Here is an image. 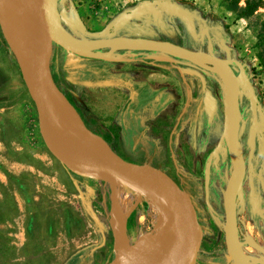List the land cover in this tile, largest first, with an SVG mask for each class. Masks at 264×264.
Instances as JSON below:
<instances>
[{
    "label": "rangeland",
    "instance_id": "1",
    "mask_svg": "<svg viewBox=\"0 0 264 264\" xmlns=\"http://www.w3.org/2000/svg\"><path fill=\"white\" fill-rule=\"evenodd\" d=\"M145 1L152 3L154 12L129 20L112 34V25L119 16ZM247 1L251 5L257 0H58L62 15L57 18V27L71 40L144 38L230 62L235 76L231 111L245 173L238 202V233L241 241L256 244L261 253L248 242L239 246L248 261L264 264V37L257 46L264 30V0H259L254 11L244 12ZM181 14L189 16L190 25ZM0 50L10 69L15 67L12 75L15 72L16 78L13 81L6 68L1 72L5 79L0 82V264H104L109 261L110 250L115 254L117 238L122 239L123 252L157 234L160 224L149 219L154 198L144 197V186L124 184L107 175L76 177L48 153L38 133L34 105L11 54L16 58L15 52L1 25ZM104 53L107 51L92 55ZM112 58L124 62L77 58L52 45L49 83L60 95L59 124L64 129L77 124L123 161L136 162L129 157L134 154L130 147H135L136 141L129 134V143L125 140L127 128L134 132L139 124L164 122L158 113L160 108L161 113L167 112L170 105L167 99L163 101L168 82L173 86L169 101H175V111L166 120L171 123L188 89L187 108L194 129L189 131L183 147L174 151L175 165L183 172L196 173L198 185L203 187L201 200L188 183L189 194L197 200L203 230L198 256L221 250L228 259L222 236L221 198L231 172V144L222 125L219 70L202 62H176L171 63L172 70L164 72L150 66L154 62L149 61L157 59L155 55L143 52H113ZM174 67L181 72L187 89L180 84ZM77 72L80 83L99 85L78 86L79 93L85 91L79 101L67 92L68 81H78ZM110 80L118 81L120 87H108ZM64 113L75 122L66 120ZM189 121L188 116L185 123ZM183 131L175 142L182 138ZM58 133L63 142L61 131ZM220 139L221 145L214 152ZM170 164L158 166L170 170L174 177ZM123 196L129 202L120 212ZM10 243L15 251L5 252Z\"/></svg>",
    "mask_w": 264,
    "mask_h": 264
},
{
    "label": "water",
    "instance_id": "2",
    "mask_svg": "<svg viewBox=\"0 0 264 264\" xmlns=\"http://www.w3.org/2000/svg\"><path fill=\"white\" fill-rule=\"evenodd\" d=\"M30 3L34 10V18L25 50L27 59L19 63L11 50L10 52L16 61L26 92L34 105L38 133L48 153L76 177L92 179L100 175H109L125 184L138 181L137 183H141L142 186L158 190L171 203V216L162 232L139 240L127 247L121 254H114L112 259L104 264H184L188 258L191 259L189 264H193L201 238V230L197 222L195 207L189 196L161 171L146 165L123 161L105 148L99 140L102 144L100 148L80 147L75 151L68 149L60 142L47 119L45 91L50 82L49 60L52 45L83 59L93 58L108 62L118 61L112 58V53L117 51L154 52L186 62L208 63L219 70L222 79V125L231 144V174L224 192V245L232 264H247L238 254L235 245L236 199L243 176L244 163L238 142L237 124L231 111L235 76L229 67L230 62L204 53L189 51L169 42L144 38L119 36L71 40L62 35L57 27V18L62 15L58 11V0H30ZM152 12L154 9L151 2H141L136 9L119 16L112 25V34L120 30L129 20ZM181 16L190 25L189 16L185 14ZM103 50L107 53L100 56L92 55L94 52ZM76 126L81 132L95 139L83 128L77 124ZM221 142L222 139L219 140L214 152L220 147Z\"/></svg>",
    "mask_w": 264,
    "mask_h": 264
},
{
    "label": "bare ground",
    "instance_id": "3",
    "mask_svg": "<svg viewBox=\"0 0 264 264\" xmlns=\"http://www.w3.org/2000/svg\"><path fill=\"white\" fill-rule=\"evenodd\" d=\"M33 18H34V10L31 7L30 0H1L0 25L2 26V29L5 34V38L7 42L10 44L13 51L15 52L16 59L19 63L20 61L23 62L27 59V54L25 53V50L31 32ZM45 94L47 98L48 123L53 128L60 142L65 147H67L72 151H75L80 147H84L87 149H97L101 147V145L98 144L96 139H93L92 137L83 136L85 134L82 135L74 123L71 124L72 125L71 127H66L67 129H64L63 125L62 124L60 125L59 121L57 120L58 114L60 112V103H59L60 95L55 94V90L50 85V83H48V85L46 86ZM64 116L66 117V118L64 117L66 120H70V119H72L73 121L75 120L70 117L69 113L66 114L64 113ZM65 124H67V122H65ZM59 131H61V134L63 136L64 139L63 142L61 141L62 139L59 137V133H58ZM89 140H93L94 144L90 143ZM134 182L135 181H133V183ZM144 188H145L143 189L145 192L144 197L154 198V200L151 201L150 204H153L155 207L151 212L149 219H151L154 224L156 223L160 224L161 227H160V231L158 232L160 233L165 229L167 222L170 219L171 203L158 190L151 188L149 186L146 187L144 186ZM128 202L129 199L127 201L126 197L123 196L121 198V201L119 202L120 207H118L121 210L120 212H122L123 210L125 211ZM121 241H122L121 238L116 239V246L114 249L115 255H119L122 253ZM189 263H191L190 258L186 259V261L184 262V264H189Z\"/></svg>",
    "mask_w": 264,
    "mask_h": 264
},
{
    "label": "flooded vegetation",
    "instance_id": "4",
    "mask_svg": "<svg viewBox=\"0 0 264 264\" xmlns=\"http://www.w3.org/2000/svg\"><path fill=\"white\" fill-rule=\"evenodd\" d=\"M117 52L136 53V52H126V51H117ZM140 53H142V52H140ZM143 53L150 54L151 52H143ZM150 55H153V54H150ZM93 60H95V59H93ZM176 60H178V59H175L174 61L173 60L160 61V60H157V59L153 58L149 62H154V65H150L151 67L157 68V69L162 70L164 72H169L170 70H172L171 69V67H173L172 64H175L176 62L177 63H190V62H186V61H182V60H179V61H176ZM108 62H114V63H121L122 62L123 63L124 61L119 60V61H108ZM127 64H129V63H127ZM131 64H137V63H131ZM206 64H208V63H206ZM159 65L165 66L167 69L166 68H160ZM229 67H230V65H229ZM174 72L177 73V75L179 77V82L184 87V90H185V88L187 89V85L185 84L184 79H183V76H182L181 72L179 71V69L178 68H175ZM80 82L81 81H74V82H69L68 81V84L67 85H69V84L70 85H74L77 88H78V86L79 87H84V88L85 87H96V86H99L98 84L93 83V82H91V83L94 84V86H81V84H83V83H80ZM117 84H119L118 81H116V80H110L108 87H110V88L111 87H116V88L120 87V85H117ZM165 87H167V89H165V92H164L165 95L163 96V98H164L163 101L167 99L168 102H170V105H169V108H168L167 112L161 113L162 108H160L159 113H158L160 115L159 118L164 119V122H162L160 124L159 123H156L155 124L153 122H148L147 124H143V125H140L139 124V126L136 127V129L134 130V132H132L133 131L132 129L127 128V132H126V135H125V140L127 139V142H128L129 141V137L130 136H133L134 139H135V141H136V143H137L138 140H141V138H145L147 147L151 148L150 149V156L148 155L149 156V159H151L152 155L155 154L156 151H158L162 156L165 155V154H167V162H170L171 163L170 164V167L172 168L171 171H172L173 176H174V177H171L170 176V178L172 180L175 178L174 179V182L178 186V184H177V174H180L185 179H187V178L183 175V173L175 165L174 151L177 148H179V147H183V144L185 143V138L187 137L189 131L191 133L193 132V129H194V119H193L192 114L189 112V110L187 108L189 106L188 105V102H189V99H190V93H189V91L187 89V90H185L186 97H185V100H184V104L180 108L179 112L176 114L177 115L176 118L172 119L171 120V123L166 122V120L170 116H172L171 114L175 111V108H174L175 101L174 102L169 101L170 91L172 90V87L173 86L170 85L169 82H168V83H166V86ZM67 92L70 95H72L73 97H76L75 99L79 101V96L77 95V92L78 91H76V93H74L67 86ZM162 104H163V102H162ZM188 116L190 117V121L187 124V123H185V119ZM181 130L182 131L184 130L182 132V138L180 136L178 142H175V138H176V136L179 134V132ZM128 134L130 135L129 137H128ZM155 143H157V145ZM134 145H135V147H130V150H131V148H133V151H134V154L133 155L140 153V149H141L136 144H134ZM130 156H132V155H130ZM141 159H143V160L146 161V158L144 156H140V158L138 159V161H140ZM161 165L164 166L163 164H161ZM162 166H160V167H162ZM188 183H189V181L187 179V185H188ZM188 188H189V186H188ZM188 193H189V191H188ZM190 199H191V196H190ZM236 217H237V214H236ZM223 225H224V218H223ZM235 226H236V220H235ZM223 243H224V238H223ZM224 248H225V245H224ZM225 252H226V250H225ZM231 264H232V262H231Z\"/></svg>",
    "mask_w": 264,
    "mask_h": 264
},
{
    "label": "crops",
    "instance_id": "5",
    "mask_svg": "<svg viewBox=\"0 0 264 264\" xmlns=\"http://www.w3.org/2000/svg\"><path fill=\"white\" fill-rule=\"evenodd\" d=\"M5 68H6L7 72H8V74H10V72H11L12 79H13V81H15L16 80V78H15V72L12 75V71H13V69L15 71V67L13 69H10L11 68L10 63H8V60H7L6 56L1 54V50H0V82H3L4 81L3 79H5V76H3V74L1 73L2 71H4ZM76 77H78L77 80L79 81V79H80V73L79 72L76 73ZM130 83H131V81H130ZM67 86L74 93H76V91H78V88L75 87L74 85H70L69 84ZM111 88H116V87H111ZM172 92H173V90H172ZM174 93H175V91H174ZM77 95L81 98L82 96H85V91L82 92V93L77 92ZM89 100H91V99H89ZM136 145L141 148L140 149V153L135 154L133 156H130L129 155L130 159L135 160L136 162H134V161H126V162L132 163V164H136V165H146V166L152 167V168H154L156 170L161 171L162 173H164L166 176H168L170 178V176H171L170 170L163 169L162 167H159L158 166L159 164H163V165L166 164V162H167V154H165L166 156L165 155L162 156L158 151H156V153L152 155L151 159H149L150 149L151 148L147 147L145 138H141V140H138V142L136 143ZM140 156H144L146 158V161L148 160L147 163L144 162L143 159H141L140 161H138V159L140 158ZM179 170H180V168H179ZM180 171L188 179L189 184L193 188H195V191H196L195 196H196V198H199V199L203 200V187L201 188V186L198 185V182H197L198 175L196 173H193V172L187 171V170H184V172L182 170H180ZM230 174H231V172H230ZM230 174H229L228 178L225 181L224 188H223V192H222L221 204H222L223 213H224V192H225V187H226L227 181H228V179L230 177ZM244 174L245 173L243 171V176H242V179H241V184H240L239 190H238V196H237V199H236V214H237V217H236V226H235V239H236L235 240V245H236V249H237L238 254L240 255V257L243 258V260L247 264H259V263H252V262L248 261V259H246V256L245 255H244L245 256V258H244L243 255L240 252V246H239L243 242H248L246 239L245 240H242V241H241V239H239L238 224H237L238 223L237 221L239 220V215H238V202H239V200L242 197V192L241 191H242V186H243V183H244ZM190 180H191V183H190ZM206 188H208V183L207 182L205 183V189ZM206 192H207V190H206ZM191 201L194 204L195 211H196V216H197V222H198L199 227H200V230H201V238H200V242H201L202 241V236H203V230H202V227H201L200 222H199V211H198V208L199 207L196 205V203H197L196 201L197 200L194 199V196H191ZM200 211H203V209L200 208ZM223 217H224V214H223ZM222 236H223V227H222ZM200 242H199V246H198L197 252L195 254V259H194L193 264H229V260H228L229 258L227 259L226 256L223 254V252L221 250H218L217 253L214 254V255L198 256V251H199V248H200ZM249 244L255 246L256 249L259 250V253H261V251H260L261 249L256 244H251V243H249ZM8 245H9V247L7 248V250L5 252H9L10 250L15 251L16 247H15L14 244H13L12 248L10 246L11 243L8 244ZM113 254H114L113 250H110V258H109V261L112 259Z\"/></svg>",
    "mask_w": 264,
    "mask_h": 264
},
{
    "label": "trees",
    "instance_id": "6",
    "mask_svg": "<svg viewBox=\"0 0 264 264\" xmlns=\"http://www.w3.org/2000/svg\"><path fill=\"white\" fill-rule=\"evenodd\" d=\"M259 6V0L256 1V3H253V4H249L248 1L246 2L245 4V8L243 9L244 12H252L254 11L257 7ZM263 28H264V23L262 24ZM264 37V30L262 32V34H260L258 36V39H257V46H259L261 43H262V38ZM150 54H153L157 57V60H160V61H164V60H175L173 58H170L166 55H163V54H159V53H154V52H151ZM176 61H179V60H176ZM160 68H166L165 66H162V65H159ZM167 69V68H166ZM81 86H94V84L92 83H83L81 84ZM177 184L178 186L180 187V189L185 192L189 198H190V194L188 193V185H187V179H185L183 176H181L180 174H177Z\"/></svg>",
    "mask_w": 264,
    "mask_h": 264
}]
</instances>
